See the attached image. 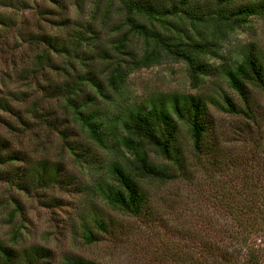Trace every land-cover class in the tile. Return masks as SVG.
<instances>
[{"label": "rangeland", "instance_id": "obj_1", "mask_svg": "<svg viewBox=\"0 0 264 264\" xmlns=\"http://www.w3.org/2000/svg\"><path fill=\"white\" fill-rule=\"evenodd\" d=\"M106 1L0 0V18L4 20L0 24V99H6L11 105L9 112L0 108V116L11 125L9 128L0 123V136L8 140L9 149L24 154L23 165L45 158L57 161L62 176L70 178V182L26 191L16 190L0 180V238L7 243L13 240L16 247L37 243L49 248L51 258L47 264H59L65 254H76L101 264H181L182 256L200 257L194 248L196 244L210 243L214 239L220 240L221 247H230L247 235L248 244L259 250V264H264V231L247 234L243 231L237 237L236 225L216 199L247 197V190L242 186L250 184L264 195V95L249 86L253 123L244 115L221 111L212 104L221 91L239 101L220 70L237 60L246 49L264 52V7L259 15L248 16L233 30L221 29L219 55L205 57L207 73L200 74L196 85L191 82L183 61L163 58L131 71L119 92L105 90L115 104L111 111L117 109L118 114L124 106L142 103L158 94L197 95L204 101L206 119L211 123L206 137L211 148L205 155L193 151L186 127L178 123L176 143L182 155L183 171L173 168L177 175L165 180L137 177L150 203L148 212L133 217L110 210L101 201L94 200L97 198L95 183L108 178L109 162H125L131 156L116 144L100 148L91 143L60 99L47 93L43 96L39 88L47 83H59L63 74H55L44 66L42 72L33 76L30 70L38 48L24 39L38 31L65 36L68 27L54 25L59 20L66 25L91 22L96 32L94 42L107 39L116 34L113 28L124 9L119 0H113L108 12L102 13ZM157 1L167 5L172 0ZM242 1L245 0H235L234 4ZM95 2L99 11L90 20ZM196 3L200 10L215 7L214 0H196ZM179 24L192 36L198 32L208 39L217 33L213 23L194 29L187 21ZM129 45L139 49L140 41L132 38ZM68 58L73 68L85 69ZM51 59L54 64L64 60L62 56L52 55ZM94 67L100 71L103 64L96 62ZM25 68L29 73L22 77L21 70ZM69 71L72 72L70 67ZM62 134L77 145V154L86 156L73 155L62 142ZM84 148L87 152L82 151ZM147 153L155 163H168L153 150ZM168 164L174 166L171 162ZM10 168L0 165V170ZM6 198H18L21 205L11 220L8 212L12 204ZM45 198H56L58 205L45 206ZM86 209L96 212L95 217L101 218L107 226L91 244L82 240L78 227V213ZM15 228L19 233L12 238L11 229ZM205 259L210 262L208 257ZM244 259L243 254L237 261L242 263Z\"/></svg>", "mask_w": 264, "mask_h": 264}, {"label": "trees", "instance_id": "obj_2", "mask_svg": "<svg viewBox=\"0 0 264 264\" xmlns=\"http://www.w3.org/2000/svg\"><path fill=\"white\" fill-rule=\"evenodd\" d=\"M112 1H106L102 13L108 12ZM119 2L124 10L113 28L117 32L102 41L94 42L96 32H93L91 22L66 25L61 20L54 25L56 28L68 27L65 36L38 31L28 34L24 39L38 48L30 70L33 76L42 72L44 66L55 74H63L59 83H47L39 88L45 94L43 96L47 93V96L60 99L91 143L100 148L116 144L131 156L125 162H109L106 166L108 178L95 183L97 198L94 200L101 201L110 210L134 217L148 212L150 203L139 187L137 177L165 180L177 175L173 168L183 171L182 155L176 143L178 123L186 127L193 151L204 155L211 148L206 139L210 134L211 123L206 119L205 103L197 95L158 94L142 103L128 104L118 114L117 109L115 112L111 111L112 108L115 109V104L105 90L108 88L115 93L119 92L131 71L155 64L163 58L183 61L187 65L191 82L196 85L201 78L200 74L207 73L205 57L219 55V40L223 38L221 29L226 27L233 30L248 16L259 15L264 7V0H245L238 4H234L235 0H214L215 7L211 10H200L196 0H172L167 5L157 0ZM98 11V3L95 2L90 11V20L95 18ZM184 21L193 29L213 23L217 33L208 39L198 32L192 36L179 24ZM2 23L4 20L0 18V24ZM132 38L140 41L139 49L129 45ZM92 49L94 53L91 52ZM51 55L62 56L64 60L61 64H54ZM68 57L85 69L78 71L76 67L73 68V62ZM96 62L103 64L100 71L94 69ZM68 67L72 69L71 73L68 72ZM220 72L239 101L221 91L218 98L212 100V104L221 111L244 115L245 119L253 123L255 119L249 86L264 95V52L246 49L237 60L221 67ZM21 73L25 77L29 72L25 68ZM0 108L9 112L11 105L6 99H0ZM33 110L34 108H30V111ZM41 118L47 123L44 117ZM0 123L11 127L2 116ZM61 136L62 142L73 155L86 156L77 154V145L69 142L64 134ZM7 142L6 138L0 136V165L11 166L10 170H0V180L8 186L26 191L29 188L70 182V178L62 176L59 162L45 158L25 166L24 154L19 150L9 149ZM148 150L155 151L174 166L153 162L148 157ZM82 151L87 152L85 148ZM242 187L247 190V197L216 198L236 225L237 237L243 231L245 234L264 231V198H261L264 195L255 190V185ZM6 201L12 204L8 212L11 220L14 213L21 209V205L18 198H6ZM43 203L48 207L58 205L56 198H45ZM92 206L97 210L95 203ZM95 214L96 212L88 209L78 213L80 236L87 244L95 242L99 232L106 231L107 226ZM18 233L16 228L11 229L12 238ZM248 237L246 235L238 244L224 248L221 247L220 240L214 239L210 243L196 244L194 248L198 250L200 257L182 256L181 264H239L241 261L237 259L243 254L245 259L241 264H259V250L248 244ZM14 245L13 240L7 243L0 238V264H47L51 258L50 249L41 244L29 243L20 247ZM59 264L101 263L76 254H65Z\"/></svg>", "mask_w": 264, "mask_h": 264}]
</instances>
